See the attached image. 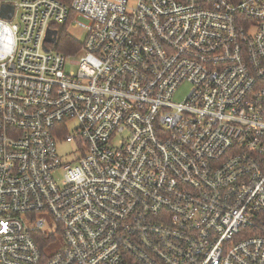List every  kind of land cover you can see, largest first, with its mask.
Wrapping results in <instances>:
<instances>
[{
	"label": "built area",
	"instance_id": "1",
	"mask_svg": "<svg viewBox=\"0 0 264 264\" xmlns=\"http://www.w3.org/2000/svg\"><path fill=\"white\" fill-rule=\"evenodd\" d=\"M0 264H264V0H0Z\"/></svg>",
	"mask_w": 264,
	"mask_h": 264
},
{
	"label": "rangeland",
	"instance_id": "2",
	"mask_svg": "<svg viewBox=\"0 0 264 264\" xmlns=\"http://www.w3.org/2000/svg\"><path fill=\"white\" fill-rule=\"evenodd\" d=\"M135 5V1H132L130 6L133 7ZM71 35L78 41H82L84 39V31L81 29H71ZM80 54L76 55L68 60V63H76L79 60ZM77 66L69 64L67 66V73L71 71H76ZM191 92V86L189 84L181 85L175 92L172 101L176 104L182 103L185 101L189 93ZM68 132L72 133L76 125L74 123L67 124ZM58 154L61 157L63 163L71 162L75 155V145L66 143L65 141H60L57 145ZM64 170H60L56 173V178L60 182L63 179ZM40 217L44 219L45 227L44 230L47 234L54 233L56 229V223L54 219L47 214H40ZM58 232V231H57ZM65 246V240L62 234H56V239L51 242L45 250V255L50 258L60 252Z\"/></svg>",
	"mask_w": 264,
	"mask_h": 264
},
{
	"label": "trees",
	"instance_id": "3",
	"mask_svg": "<svg viewBox=\"0 0 264 264\" xmlns=\"http://www.w3.org/2000/svg\"><path fill=\"white\" fill-rule=\"evenodd\" d=\"M61 3L70 7L71 0H59ZM73 15L70 16L69 22L66 25H59L55 28L58 30V42L54 50L65 55H76L81 50V42L76 40L70 33V21ZM59 234V233H57ZM40 249L45 253L48 245L56 239V234L40 233L34 235Z\"/></svg>",
	"mask_w": 264,
	"mask_h": 264
},
{
	"label": "water",
	"instance_id": "4",
	"mask_svg": "<svg viewBox=\"0 0 264 264\" xmlns=\"http://www.w3.org/2000/svg\"><path fill=\"white\" fill-rule=\"evenodd\" d=\"M10 9V13L7 12V10ZM12 14H13V9L8 7V6H4L3 7V11H2V14H1V17L2 18H5V19H10L12 17ZM57 31L55 30H49L48 33H47V37H46V42L48 43H53V44H56L57 42ZM47 51V49H46Z\"/></svg>",
	"mask_w": 264,
	"mask_h": 264
}]
</instances>
